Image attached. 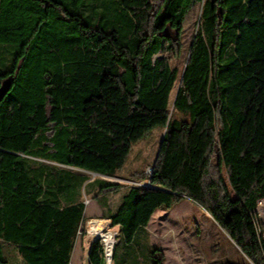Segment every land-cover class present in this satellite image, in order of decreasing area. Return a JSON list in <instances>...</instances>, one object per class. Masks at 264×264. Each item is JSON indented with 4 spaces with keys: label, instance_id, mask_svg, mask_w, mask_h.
Returning a JSON list of instances; mask_svg holds the SVG:
<instances>
[{
    "label": "trees",
    "instance_id": "trees-1",
    "mask_svg": "<svg viewBox=\"0 0 264 264\" xmlns=\"http://www.w3.org/2000/svg\"><path fill=\"white\" fill-rule=\"evenodd\" d=\"M196 3L200 25L181 71L155 58L167 47L171 60L181 59L184 22ZM7 79L13 85L0 104V264H9L6 246L25 264H70L86 210L82 189L105 195L125 185L89 182L60 167L119 176L113 135L87 116L106 80L118 82L129 108L171 114L152 175L129 179L150 186L126 185L115 210L104 206L129 264H144L139 229L186 199L240 252V261L224 264H264L254 218L264 201V0H0V87ZM204 114L210 147L196 158L192 138ZM176 132L185 133L183 144L170 138ZM104 250L94 242L90 264H105ZM116 254L117 247L113 262ZM148 256V264H165L160 247L152 245Z\"/></svg>",
    "mask_w": 264,
    "mask_h": 264
},
{
    "label": "rangeland",
    "instance_id": "rangeland-1",
    "mask_svg": "<svg viewBox=\"0 0 264 264\" xmlns=\"http://www.w3.org/2000/svg\"><path fill=\"white\" fill-rule=\"evenodd\" d=\"M202 4L196 3L186 17L183 30V54L179 60H171L169 51L165 47L160 52V58L166 59L171 65L181 71L189 57L190 48L200 25ZM104 95L100 99H94L87 105V116L94 126L102 127L109 131L115 141L117 160L119 165V176L117 178H106L94 175L83 170H75L79 175H87L91 180L102 178L113 182L125 184L118 191L105 195L94 191L91 195L86 194L85 189L81 191L83 202H87L84 220L82 221L76 235L75 248L70 264H90L88 251L97 240L90 233L92 220H105V204L114 209L121 201V197L128 190V185L145 186L147 181L132 183L129 179L134 173L145 172L157 159L159 148L166 133L171 114L149 112L142 107L131 109L119 88L118 82L106 80L103 85ZM212 127L209 125L206 114L198 118L194 128L192 147L196 158L202 157L210 147V135ZM171 139L184 142L185 133H175ZM223 176L229 186L231 195L236 197L229 185L226 171ZM127 185V186H126ZM188 200V199H186ZM182 203L176 205L171 211L160 210L154 215L147 228L139 229L137 243L141 250V259L144 264L151 263L148 249L155 245L164 250L166 264H224L227 261L237 262L241 255L227 234L213 221L211 216L198 205ZM258 207L254 213L255 221L259 227L261 236L264 231L260 223L264 225V219L260 215ZM106 218V219H104ZM106 232L115 238L110 264H129L131 259L126 260L127 247L123 243L120 246V228L107 226ZM115 247L117 254L113 262ZM6 257L9 264H25L18 250L14 246H6ZM106 253L103 255L104 260Z\"/></svg>",
    "mask_w": 264,
    "mask_h": 264
},
{
    "label": "bare ground",
    "instance_id": "bare-ground-1",
    "mask_svg": "<svg viewBox=\"0 0 264 264\" xmlns=\"http://www.w3.org/2000/svg\"><path fill=\"white\" fill-rule=\"evenodd\" d=\"M259 212L262 218L264 219V201L260 204ZM89 224L90 233L92 237L96 238L93 240H97L98 238H101L103 240V243L105 245L104 251L107 255V264H110L112 251L115 244V238L111 233L105 231L108 226V222L105 220H92L89 222Z\"/></svg>",
    "mask_w": 264,
    "mask_h": 264
},
{
    "label": "water",
    "instance_id": "water-1",
    "mask_svg": "<svg viewBox=\"0 0 264 264\" xmlns=\"http://www.w3.org/2000/svg\"><path fill=\"white\" fill-rule=\"evenodd\" d=\"M157 58H160V54L156 56L155 59ZM12 80L11 79H7L5 80L1 87H0V104L3 102V100L5 99V97L7 96V94L10 92L11 88H12ZM167 132H168V126H167V130H166V133L164 134V137L162 139V142H161V145H160V148H159V152H160V149L165 141V137L167 135ZM159 155V153H158ZM158 157V156H157ZM91 174H94V175H99V174H96V173H93V172H89ZM150 185H147L146 187H149ZM107 264V263H106Z\"/></svg>",
    "mask_w": 264,
    "mask_h": 264
},
{
    "label": "crops",
    "instance_id": "crops-1",
    "mask_svg": "<svg viewBox=\"0 0 264 264\" xmlns=\"http://www.w3.org/2000/svg\"><path fill=\"white\" fill-rule=\"evenodd\" d=\"M60 167L61 168H65V169H67V170H70V171H74L75 172V170H79V169H74V168H70V167H65V166H61L60 165ZM107 178V177H106ZM106 180V179H105ZM108 181H110V180H108ZM89 182H92V180H90ZM111 182H113V181H111ZM91 195V194H90ZM123 196V195H122ZM189 202L190 203V207H193L194 205H195V203L193 202V201H191L190 199H188V200H186L185 202ZM188 202L186 203V204H188ZM120 204V202L116 205V207L113 209V210H115L117 207H118V205ZM194 204V205H193ZM193 205V206H192ZM105 209H106V207H104ZM107 210V209H106ZM156 214V213H155ZM154 217V216H153ZM152 221V220H151ZM151 223V222H150ZM165 264H166V261H165Z\"/></svg>",
    "mask_w": 264,
    "mask_h": 264
},
{
    "label": "built area",
    "instance_id": "built-area-1",
    "mask_svg": "<svg viewBox=\"0 0 264 264\" xmlns=\"http://www.w3.org/2000/svg\"><path fill=\"white\" fill-rule=\"evenodd\" d=\"M148 173H149V175H152V173H153V168H152V167L149 168ZM87 202H89V201H87ZM87 202H85V204H86ZM104 254H105V251H104ZM106 263H107V259H106V256H105V264H106Z\"/></svg>",
    "mask_w": 264,
    "mask_h": 264
}]
</instances>
